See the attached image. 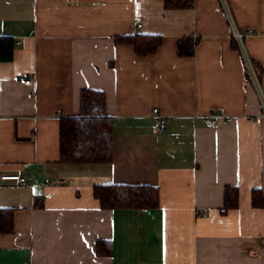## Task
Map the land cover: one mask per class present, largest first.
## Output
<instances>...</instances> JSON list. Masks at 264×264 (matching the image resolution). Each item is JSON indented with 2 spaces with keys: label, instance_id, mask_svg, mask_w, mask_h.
<instances>
[{
  "label": "crops",
  "instance_id": "1",
  "mask_svg": "<svg viewBox=\"0 0 264 264\" xmlns=\"http://www.w3.org/2000/svg\"><path fill=\"white\" fill-rule=\"evenodd\" d=\"M231 24L251 32L242 49ZM135 33L161 44L138 56L114 41ZM3 35L0 175L29 184L0 179V208L13 210L0 264H264V207L250 203L253 189L264 197V0H0ZM184 36L198 39L191 56L176 53ZM81 89L104 93L109 163L59 161V119L79 114ZM101 184L156 186L159 206L102 209ZM225 186L238 205L221 213Z\"/></svg>",
  "mask_w": 264,
  "mask_h": 264
},
{
  "label": "trees",
  "instance_id": "2",
  "mask_svg": "<svg viewBox=\"0 0 264 264\" xmlns=\"http://www.w3.org/2000/svg\"><path fill=\"white\" fill-rule=\"evenodd\" d=\"M164 9H187L192 0H159ZM117 44L131 45L138 56L153 54L161 44L160 35L132 34L114 38ZM197 38L184 36L176 42L178 56H191ZM12 38L0 36V61L12 57ZM59 161L65 164H104L112 159V119L105 113V96L102 91L81 89L79 92V114L62 117L58 124ZM92 195L102 209H155L159 206V191L152 185L101 184L92 187ZM250 203L254 208L264 207V197L259 189H253ZM238 205V190L235 186L223 189L221 213L235 209ZM13 229V210L0 208V233ZM103 241H97L95 249L101 250ZM109 248H107V253Z\"/></svg>",
  "mask_w": 264,
  "mask_h": 264
},
{
  "label": "built area",
  "instance_id": "3",
  "mask_svg": "<svg viewBox=\"0 0 264 264\" xmlns=\"http://www.w3.org/2000/svg\"><path fill=\"white\" fill-rule=\"evenodd\" d=\"M66 2H70V0H64ZM141 23L137 24V27H140ZM251 32H245V33H241L239 30H237L232 24H231V36L235 39V41L238 43L239 47L242 49L243 48V38L246 34H250ZM247 62V67L251 73V76L255 79H257L256 77V71L254 70L253 65L246 60ZM151 114L154 118V123H153V128L154 131L156 133L158 132H162L165 129V124L163 123V121H161V113L158 110V108L153 107L151 109ZM263 116H264V112H263ZM205 123L208 127H215L216 122L214 119V114L209 113L206 117ZM0 179L3 181H14L19 185H28L29 181L27 180L26 177L21 176L19 174H2L0 175ZM63 182V180L61 178L55 177V178H51V179H47L46 181L42 182V186L43 187H47V186H57L59 184H61ZM44 199H49L50 196L48 194H44L43 196Z\"/></svg>",
  "mask_w": 264,
  "mask_h": 264
}]
</instances>
